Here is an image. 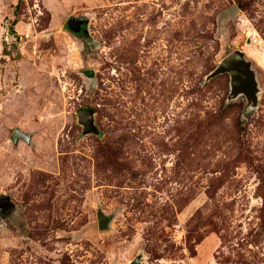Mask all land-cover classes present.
<instances>
[{
    "label": "rangeland",
    "instance_id": "obj_1",
    "mask_svg": "<svg viewBox=\"0 0 264 264\" xmlns=\"http://www.w3.org/2000/svg\"><path fill=\"white\" fill-rule=\"evenodd\" d=\"M0 194V264H264V0H0Z\"/></svg>",
    "mask_w": 264,
    "mask_h": 264
},
{
    "label": "water",
    "instance_id": "obj_2",
    "mask_svg": "<svg viewBox=\"0 0 264 264\" xmlns=\"http://www.w3.org/2000/svg\"><path fill=\"white\" fill-rule=\"evenodd\" d=\"M70 17L66 27L72 29L73 27H80L82 25L83 32L87 31L84 27V22H87L86 17ZM229 73L230 76V95L236 97L238 94H244L247 103L250 106H255L257 102L258 87L255 80L254 72L250 67V62L244 59V54L240 50H234L227 55L220 63L207 75V79L213 78L221 73ZM83 73L86 76H92L93 70H85ZM246 110V109H244ZM94 110L84 109L77 112L78 122L83 126V133L100 134L98 127L94 121ZM83 119V120H82ZM10 139L17 143L19 139L29 141L28 136L22 133L19 129H15ZM7 195L0 194V213L2 208L8 206ZM110 222V217L104 215L99 211L98 226L99 229H106ZM130 264H139L138 257H136Z\"/></svg>",
    "mask_w": 264,
    "mask_h": 264
},
{
    "label": "flooded vegetation",
    "instance_id": "obj_3",
    "mask_svg": "<svg viewBox=\"0 0 264 264\" xmlns=\"http://www.w3.org/2000/svg\"><path fill=\"white\" fill-rule=\"evenodd\" d=\"M7 210H10V208L9 209H7ZM6 211H2L1 213H0V217H6Z\"/></svg>",
    "mask_w": 264,
    "mask_h": 264
}]
</instances>
